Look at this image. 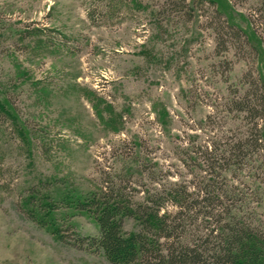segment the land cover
Returning <instances> with one entry per match:
<instances>
[{"label":"rangeland","instance_id":"374dc122","mask_svg":"<svg viewBox=\"0 0 264 264\" xmlns=\"http://www.w3.org/2000/svg\"><path fill=\"white\" fill-rule=\"evenodd\" d=\"M263 78L264 0H0V264H113L69 202L105 187L213 190L264 231Z\"/></svg>","mask_w":264,"mask_h":264},{"label":"trees","instance_id":"16d2710c","mask_svg":"<svg viewBox=\"0 0 264 264\" xmlns=\"http://www.w3.org/2000/svg\"><path fill=\"white\" fill-rule=\"evenodd\" d=\"M246 102L245 108L254 114L257 104ZM0 113H7L2 102ZM253 135L258 141L257 134ZM245 146L232 147V156H241ZM227 153L230 154L227 150L208 151L206 161L211 165L227 162ZM205 192L199 191L193 202L186 190L174 187L167 202L156 198L151 205H134L120 189L112 187L79 194L69 199L70 204L92 218L99 233L79 235L74 242L88 250L101 251L113 264H264V231L231 212L219 192L214 194L211 190V196ZM167 203L176 207L174 213L162 212ZM128 216L136 219L138 227L134 231L124 228ZM207 218L209 226L204 225ZM56 233L65 237L59 228Z\"/></svg>","mask_w":264,"mask_h":264}]
</instances>
